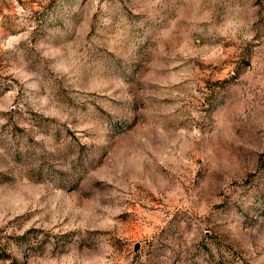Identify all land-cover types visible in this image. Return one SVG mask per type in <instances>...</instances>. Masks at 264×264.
<instances>
[{
	"label": "rangeland",
	"instance_id": "374dc122",
	"mask_svg": "<svg viewBox=\"0 0 264 264\" xmlns=\"http://www.w3.org/2000/svg\"><path fill=\"white\" fill-rule=\"evenodd\" d=\"M0 264H264V0H0Z\"/></svg>",
	"mask_w": 264,
	"mask_h": 264
}]
</instances>
